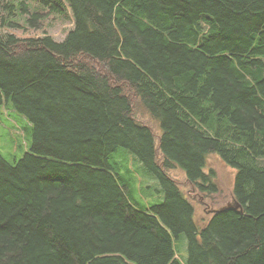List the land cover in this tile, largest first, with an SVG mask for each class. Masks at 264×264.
Returning a JSON list of instances; mask_svg holds the SVG:
<instances>
[{
  "label": "trees",
  "instance_id": "16d2710c",
  "mask_svg": "<svg viewBox=\"0 0 264 264\" xmlns=\"http://www.w3.org/2000/svg\"><path fill=\"white\" fill-rule=\"evenodd\" d=\"M68 10L62 41L0 33V264H264V0H0L10 29ZM214 156L203 226L167 172L211 196Z\"/></svg>",
  "mask_w": 264,
  "mask_h": 264
},
{
  "label": "rangeland",
  "instance_id": "374dc122",
  "mask_svg": "<svg viewBox=\"0 0 264 264\" xmlns=\"http://www.w3.org/2000/svg\"><path fill=\"white\" fill-rule=\"evenodd\" d=\"M4 20H6L5 15L0 12V33L13 34L18 38L48 35L56 41H62L65 38L66 33L72 29L73 26L72 16L69 10L67 11V16L65 18L57 17L55 19L41 21L37 29H30L25 24H20V26H23L21 29H10L2 25ZM129 96L133 105V113L136 117V121L149 127L154 132L156 138L160 133L157 124L153 122L143 109L136 104V100L131 95ZM2 136L3 134L0 133L1 141L4 138V136ZM155 142L157 143V139ZM7 148H0V153L3 156H20L19 149H17L16 152H11ZM206 169L213 170L218 190L217 193L208 197H204L205 195L195 192L187 183L185 174L181 170L175 168L167 172L168 176L176 182L181 191L188 197V199H190L194 208V219L200 225H205V222L211 217V214L215 210L223 208L228 204H232V178L234 170L227 167L215 156L207 159ZM151 180L148 185L146 184V178L140 181L137 180V182L134 180L133 191L135 194V200L139 204L151 205L162 201V196L156 190V181L153 179ZM139 188H141L140 191ZM182 251L183 250H181V252Z\"/></svg>",
  "mask_w": 264,
  "mask_h": 264
},
{
  "label": "crops",
  "instance_id": "0c3cea01",
  "mask_svg": "<svg viewBox=\"0 0 264 264\" xmlns=\"http://www.w3.org/2000/svg\"><path fill=\"white\" fill-rule=\"evenodd\" d=\"M232 204H233V196H232ZM232 204H228L227 206L225 207H228L229 205H232ZM148 206V205H147ZM224 208V207H223ZM221 209V208H220ZM215 213V212H213ZM185 246H183V250H184ZM182 256H184V251L181 252V250L179 251V253H177V257L179 258V260H183L182 259Z\"/></svg>",
  "mask_w": 264,
  "mask_h": 264
},
{
  "label": "water",
  "instance_id": "95a60500",
  "mask_svg": "<svg viewBox=\"0 0 264 264\" xmlns=\"http://www.w3.org/2000/svg\"><path fill=\"white\" fill-rule=\"evenodd\" d=\"M226 208H232V206L224 207V208H222V209L224 210V209H226ZM234 209H239V206L236 204V205L234 206ZM214 212H218V211L215 210Z\"/></svg>",
  "mask_w": 264,
  "mask_h": 264
}]
</instances>
